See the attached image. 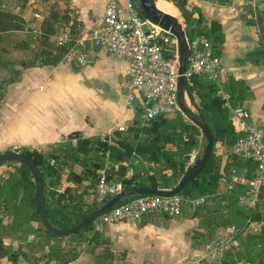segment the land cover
<instances>
[{"label":"trees","instance_id":"trees-1","mask_svg":"<svg viewBox=\"0 0 264 264\" xmlns=\"http://www.w3.org/2000/svg\"><path fill=\"white\" fill-rule=\"evenodd\" d=\"M169 1L173 3L183 19L186 39L189 40L191 36L204 30L211 41L212 52L219 54L223 41L219 23L216 20H209L206 28L201 24L199 13L193 18L190 11L185 8L186 0ZM248 5L242 13L245 20L253 17ZM246 16L249 18H245ZM44 19L41 21L43 27L41 28L40 25L38 33H35L32 28H25L26 20L20 14L0 9V39L3 34L24 32L23 38H17L13 42L14 49L25 50L36 46V54L32 60H19L18 65L21 68L56 65L64 52V47L58 45L54 39H52L54 41L52 48L44 45V39L50 40L47 35L44 36V25L47 23ZM76 25L77 23L74 22L73 26L78 28ZM258 26H262V20H259ZM75 27L68 28L69 44H72L81 33V30ZM166 48H168L167 55L173 56L174 45L168 44ZM245 56L253 63L260 65L264 72V44L259 38L256 48ZM20 74V70L14 69L12 76L2 81L5 86L0 98L8 84L20 79ZM184 79L185 93L190 104L208 125L213 135L212 146L215 142H220L228 149L236 138L244 134L242 130L235 129L229 108L215 96L212 83L195 75ZM226 88L230 94L232 106H239L246 87L241 81L228 78ZM193 95L197 96V102L194 101ZM132 110L134 117L131 123L128 127L126 126L125 132L113 130L112 134L116 136V139L110 140L111 142L105 139L100 140L95 136L82 137L77 131H73L68 133L63 141L47 146L45 149L22 147L16 151L29 158L39 171L44 184V207L51 225L60 229L71 227L100 206L95 201V187L98 178L97 170L101 168L104 156L111 162L110 167L105 171L106 179L119 180L121 189L130 187L171 189L175 186L187 166L186 161L194 143V136L190 130L197 129L196 126L184 119L178 110L160 114L149 121L141 120L142 123L138 122L140 106L134 105ZM177 150L186 153L183 158H176ZM7 151L11 150L4 152ZM90 152L94 154L99 152L100 156L94 155V158L88 161L85 157ZM131 157L138 158L139 162L153 165V168L147 174H141L142 172L138 170L126 174L130 168L127 163L128 158ZM8 163L13 164V173L6 181L7 188L4 189L0 180V257H5L10 264H16L19 259L24 260L26 264H69L77 257L78 247L86 240L84 234L93 227L94 219L85 227L69 235H52L42 226L37 214L34 204V181L28 169L17 162ZM73 163L82 167L81 173L69 170L67 174H59V168ZM254 167L253 159L237 157L229 152L221 171L226 174L230 170H237L249 179ZM219 175V158L211 150L200 173L187 182L178 195L196 197L213 193L216 190ZM244 189H247V185H236L224 195L215 197L211 204L174 216L188 214L197 218L199 229L192 230L190 236L193 247L197 248L198 243L202 244L206 239L214 236L217 228H229L231 225L239 224L236 223L239 219H244L255 222L260 227V232H246L238 236L239 244L245 246L244 255L248 258L247 262L252 263L253 257L250 250L256 246H263L264 242V186L258 190L256 203L252 207H242L236 203V196ZM87 196L90 202L85 200ZM135 196L137 195L123 197L117 203L125 202ZM153 215L156 214H145L138 222L142 225L148 220L159 221L150 219ZM158 215L160 220L172 218V216ZM4 237L18 240V243L13 248L5 247L2 244ZM87 240L99 245V252L93 257L95 264H117L119 258L110 251L108 242L98 233L92 234ZM236 254L239 256V252ZM226 256L222 257L221 264H233V261ZM256 260L260 263L261 257H257Z\"/></svg>","mask_w":264,"mask_h":264},{"label":"crops","instance_id":"crops-1","mask_svg":"<svg viewBox=\"0 0 264 264\" xmlns=\"http://www.w3.org/2000/svg\"><path fill=\"white\" fill-rule=\"evenodd\" d=\"M77 1L71 0V4L88 29L100 18L107 0H97L93 6ZM248 4V0H186L185 8L193 18L199 13L203 25H208L209 20L219 23L223 35L219 50L222 70L229 79L241 81L246 87L239 104L248 112L250 121L262 124L264 72L245 56L258 45L255 26L249 17H242ZM90 55L91 62L75 66L78 69L60 63L26 68L19 80L5 87L0 98V152L12 146L45 149L73 131L89 137L108 134L131 123L134 111L126 107L119 86L127 62L110 58L103 48L90 49ZM232 122L239 129L238 120L232 118ZM212 150L219 158L220 172L215 194H225V188L232 187L229 172L221 171L229 148L215 142ZM194 229H199L198 220L188 214L156 222L148 220L142 225L138 221L95 223L85 232L86 240L80 243L77 257L69 264H95L93 257L99 245L87 240L94 233L108 242L110 251L119 258L118 264L189 263L200 251L191 245ZM17 243L18 240L2 238L5 247L13 248ZM0 264L10 263L0 257ZM16 264L26 263L19 259Z\"/></svg>","mask_w":264,"mask_h":264},{"label":"built area","instance_id":"built-area-1","mask_svg":"<svg viewBox=\"0 0 264 264\" xmlns=\"http://www.w3.org/2000/svg\"><path fill=\"white\" fill-rule=\"evenodd\" d=\"M68 37L69 29L65 28L55 40L58 45L64 47L61 61L65 64L78 67L88 64L91 62L90 49L94 48H103L110 58L127 62V69L119 86L126 107L133 109L134 105H139L140 118L143 121L177 110V60L174 54L167 55L166 50L168 44H174L173 36L140 16L135 11L132 0H107L96 22L81 32L72 44L68 43ZM187 45L189 55L184 78L195 75L212 83L215 96L229 108L231 118L238 120L239 129L244 133L231 144L230 153L237 157L253 159L255 167L251 178L230 175V182L237 181L247 185V192L254 201L258 190L264 186V122L256 124L250 121L244 107L230 105V94L226 88L228 77L222 70L220 55L212 52L211 41L205 31L191 36ZM117 129L122 127L118 126ZM17 150V146H12L11 151ZM120 190L119 180H109L105 174H98L95 201L101 205L106 198ZM211 195H215V192L196 197L178 194L167 197L137 195L125 202L116 203L95 220L96 224H108L138 221L145 214L174 217L180 215L185 208L195 210ZM229 238L220 234L214 235L202 243L201 250L205 255L219 258L226 250Z\"/></svg>","mask_w":264,"mask_h":264},{"label":"rangeland","instance_id":"rangeland-1","mask_svg":"<svg viewBox=\"0 0 264 264\" xmlns=\"http://www.w3.org/2000/svg\"><path fill=\"white\" fill-rule=\"evenodd\" d=\"M154 1L156 3H164L170 6L174 11L178 12L176 7L169 0H154ZM248 1L251 2V4H249L248 6H250L251 8L252 16H253L252 18H250V20L252 21V24L256 28V33H257L258 38L264 44V0H248ZM77 2H80L81 5L88 4L89 6H93V4L96 5L98 3L97 0L96 1L95 0H78ZM0 9L13 12L16 14H20V16L21 15L24 16V18H26V22H25L26 24L24 25L25 28H28V29L32 28V30H34L35 33H38V29H40L41 21L45 18L44 20H47L46 21L47 23L44 25V28H45L44 36L47 35L50 38V40L48 41V39L47 40L44 39L43 41H44V45L49 48L53 47L54 41L52 39L56 40V36L59 34L61 30L65 28L70 29L71 27H75L73 26L74 22H76L77 23L76 26H78V28L77 27L75 28H77L78 30L80 29L81 32H84L87 28L83 24L81 18H79L78 13L76 12V8L72 6L71 0L69 2L64 1V0H0ZM76 15H78V17H76ZM89 19L93 21L95 18H89ZM259 20H262V26H258ZM42 27L43 26L41 25V28ZM23 33L24 32L1 35V39H0V95H1L2 90H4L3 87L5 86V84L2 83V81L5 80L7 77L12 76L14 69L21 71V74H20V78H21L24 68H21L18 65L19 60H24V61L32 60L34 58V55L36 54L35 53L36 46H33L32 48L29 47V49H25V50H15L14 49L13 42L17 40V38H23L24 36ZM172 40H173L172 42L174 43L173 44L174 45V55L177 60L176 46H175L176 40L174 37ZM58 63L64 64L67 66L70 65V64H65L64 62H62L61 58L59 59ZM263 64H264V57H263ZM70 67L72 69H78V67H75V66H70ZM193 98L195 102L198 101V98L196 95H193ZM186 102L195 111V108L192 106V104H190L187 96H186ZM229 102H230V105H232L230 99H229ZM182 116L184 117V119L189 121L184 115ZM138 118H139L138 122L142 123L141 122L142 119L140 117ZM126 126L128 127V125ZM126 126H121L122 129H116V130L118 132H125V129L127 128ZM190 132L194 136V143L191 146V151L186 161L187 165L190 164L191 161L193 160L191 158H194L195 155L200 153V150L203 144V138L198 128L195 130H190ZM95 137L100 138V140L105 139L109 142H111L110 140L116 139V136L112 134V132L108 134L96 135ZM177 151L178 153H176V158H181V157L183 158L184 155L186 154L184 151H181V150H177ZM229 152H230V147H229ZM94 155L97 157L100 156L99 152L95 154L93 152H90L85 158L86 160L89 161L92 158H94ZM127 163L130 168L128 169L126 174H130L131 172H134L135 170L141 171L142 172L141 174H147V172H149V170L153 168V165H148L145 162H139V159L135 157L128 158ZM68 165L63 166L62 168H59L58 169L59 174H67L69 170L81 173L83 170L82 167L79 166L78 164L73 163L70 166ZM110 165H111V162L107 160L106 156H104L101 168L97 170V174H101V173L105 174V171L108 169V167H110ZM12 168H13L12 163H5V164L0 165V180L2 182L1 184L4 186V189L7 188L8 186L6 185V181L10 177V174L13 173ZM232 171H228L230 175H235L237 177L243 176L242 172L240 171H237V170H234L233 172ZM236 185H245V184H241V183H238L237 181H233L232 187L231 188L226 187L225 190L229 191ZM240 192L241 193H239L236 196L237 205L242 206V207L254 206V204L256 203L257 196L255 197L254 201H252L251 194L247 192V189H244ZM222 195L224 194L220 193V194L209 196L208 199L205 200V202L201 206H204L206 204L208 205L211 204V202L215 200L214 199L215 197H219ZM85 200L87 202L91 201L89 196H87ZM192 211L194 210H190L189 208L188 209L185 208L183 210V212H192ZM245 213H248V211H245ZM150 219L160 220L161 218H160V215L156 214L155 216L154 215L151 216ZM95 223H96V220L94 219L93 224ZM236 223H239V224L231 225L229 226V228H221V230L215 231L214 233V235L220 234L228 238L230 237L226 250L222 252V255L219 258L205 255L204 252L201 250L202 244L198 243L197 249L200 250L199 255L196 258L190 260L189 263H184V264H221V259L224 255L225 256L227 255L226 257L230 261H233V264H264V242H263V246L261 247L256 246L254 247V249L250 250L251 252L250 254L253 257L252 263L247 262L248 258L244 255L245 246L244 245L241 246L238 242V236H242L246 232H260L259 225L255 222H248L247 220H244V219H239V222H236ZM238 252H239V256L236 254ZM257 257H261L260 263H258V260H256ZM111 264H116V263H111Z\"/></svg>","mask_w":264,"mask_h":264},{"label":"water","instance_id":"water-1","mask_svg":"<svg viewBox=\"0 0 264 264\" xmlns=\"http://www.w3.org/2000/svg\"><path fill=\"white\" fill-rule=\"evenodd\" d=\"M132 3L135 11L139 15L173 36L176 40L175 46L177 54V76L175 102L177 109L181 112V114L184 115L201 132L203 144L200 153L195 155L191 163L185 167L183 174L180 176L175 186H173L171 189H150L147 187H130L121 189L110 196L95 210L84 216L75 225L60 229L51 225L47 218L43 200L44 184L35 164L29 158L19 152H0V165L8 162H17L24 165L28 169L34 181V204L37 214L42 226L54 236H66L85 227L98 215L111 209L118 202V200L123 197L144 194L167 197L178 194L187 182L200 173L212 150L213 135L208 125L204 122L201 116L186 102L184 71L189 55V49L187 45V39L184 35V22L181 15L177 11H174L170 6L164 3H156L154 0H132ZM235 128L237 129L238 126Z\"/></svg>","mask_w":264,"mask_h":264}]
</instances>
